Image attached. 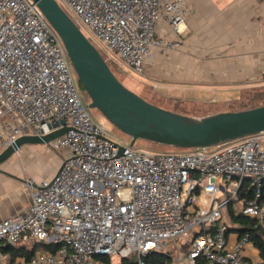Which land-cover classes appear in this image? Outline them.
<instances>
[{
  "label": "built area",
  "instance_id": "2783aa9c",
  "mask_svg": "<svg viewBox=\"0 0 264 264\" xmlns=\"http://www.w3.org/2000/svg\"><path fill=\"white\" fill-rule=\"evenodd\" d=\"M57 1L139 74L154 46H175L157 35L161 18L179 33L190 10L185 0ZM90 102L79 92L63 39L38 4L0 0V153L21 136L64 127L62 120L68 130L48 145L71 150L52 177L28 178L25 213L0 220V260L104 264L98 256L135 255L147 264L143 256L160 251L171 253L173 264L262 262L253 255L260 251L251 232L231 221L229 205L264 229V130L211 148L153 152L114 137ZM23 239L59 246L11 262L4 247Z\"/></svg>",
  "mask_w": 264,
  "mask_h": 264
},
{
  "label": "crops",
  "instance_id": "0c3cea01",
  "mask_svg": "<svg viewBox=\"0 0 264 264\" xmlns=\"http://www.w3.org/2000/svg\"><path fill=\"white\" fill-rule=\"evenodd\" d=\"M185 1L190 10L182 32L173 29L166 15L159 22L157 35L175 46H154L147 55L140 74L145 91L159 100L181 99L190 107L207 109L242 101L245 94L263 89L264 0ZM20 149L0 163V220L25 213L31 202L28 178L52 177L71 152L64 148L63 156L54 160L52 155L46 158L45 151H31L26 145ZM32 246L23 239L16 247Z\"/></svg>",
  "mask_w": 264,
  "mask_h": 264
},
{
  "label": "water",
  "instance_id": "95a60500",
  "mask_svg": "<svg viewBox=\"0 0 264 264\" xmlns=\"http://www.w3.org/2000/svg\"><path fill=\"white\" fill-rule=\"evenodd\" d=\"M64 41L80 82L99 109L117 128L132 138L182 148L210 146L264 130V104L240 110L196 116L163 108L127 87L103 53L57 0H34ZM64 127L42 136L24 135L0 153L8 160L24 144H47L62 136ZM57 124V123H55Z\"/></svg>",
  "mask_w": 264,
  "mask_h": 264
},
{
  "label": "rangeland",
  "instance_id": "374dc122",
  "mask_svg": "<svg viewBox=\"0 0 264 264\" xmlns=\"http://www.w3.org/2000/svg\"><path fill=\"white\" fill-rule=\"evenodd\" d=\"M83 29H84L86 35L93 41V43L97 46V48L103 53L104 57L106 58V60L108 61L109 65L111 66V68L113 69L115 74L118 76V78L127 87L136 91L140 95L142 94L144 96V98H147V100H149L150 102L155 103V104H157L163 108H166V109H169L172 111L190 114V115H205L207 113L208 114L215 113L217 110L228 111V110H234V109L240 108L239 102L226 103V104H222V105H212V106H209L207 109H204L201 107H198V108L197 107H190L186 104L180 105L179 103H176L175 101L174 102L173 101H164V100H159V99L155 98V96H152L150 92L145 91V89H144L145 84L142 82L143 79L139 73L127 68L120 61L119 57L116 54L110 52L104 46V44L100 40L93 37V35L87 29H85L84 26H83ZM74 71H75V69H74ZM75 77H76V84L78 86L79 92L82 95L87 96L90 99V96L86 92L85 87L83 86V84L81 82H79L80 80L76 74V71H75ZM242 101L248 102V97L246 94L243 97ZM93 110H94V113L96 115V118L99 121H104L106 123V127H107L108 131L114 137L119 138L120 140H122L126 143H130L132 141V138L129 135H127L126 133L121 131L119 128H117L115 125H113L99 109L94 108ZM209 112H212V113H209ZM217 112H219V111H217ZM25 145H26V147L33 149L31 151H45L44 156L46 158H48V157H50V155H52L54 160H56L58 157L60 158L61 156H63V154H62L63 152H61V150L53 149L50 145H48V143L47 144H40V143L24 144L20 148L24 147ZM135 146L138 148L150 150L153 152L160 151V152H176V153H178V152H189V151H193V150L197 149V147L182 148V147H176V146H171V145H162V144L154 143V142L147 141L144 139H137L135 141ZM208 148H211V146H209ZM19 151H21V149ZM237 208H239V205H237ZM227 218H228V216H227ZM119 261H120V257L114 256L112 258L111 264H117Z\"/></svg>",
  "mask_w": 264,
  "mask_h": 264
},
{
  "label": "trees",
  "instance_id": "16d2710c",
  "mask_svg": "<svg viewBox=\"0 0 264 264\" xmlns=\"http://www.w3.org/2000/svg\"><path fill=\"white\" fill-rule=\"evenodd\" d=\"M247 97H248V102L238 101L240 104V108L234 109V110H240L243 108H249V107H254V106L264 104V88L257 89V90H254L248 93ZM174 101L176 103H179L180 105L185 104L181 99H174ZM231 103H234V102H231ZM243 191L245 192V188ZM252 194H253V191L250 192V196ZM242 195H245V193H242ZM229 215H230V219L232 222L240 223L243 225L242 227L239 228L240 231H242L243 233L245 231L251 232V239L254 241V243L258 247L260 251V256L262 258V262L260 264H264V229L255 227L256 222L254 219L247 217L243 214H237L235 212L233 203L229 205ZM58 246L59 244L54 243V242H51V243L36 242V243H33L32 248H29V249L26 248L22 250L16 246L8 245L4 247L3 252L8 253L10 255V259L12 262L17 258V256H25L27 258H30L38 250L55 251ZM98 258H100L104 262V264H111L112 262V257L110 256H98ZM143 259L147 264H173V255L167 252L151 251L145 256H143ZM117 264H138V259H137V256L133 255L132 257H129V258H121ZM198 264H202V261L199 260Z\"/></svg>",
  "mask_w": 264,
  "mask_h": 264
}]
</instances>
